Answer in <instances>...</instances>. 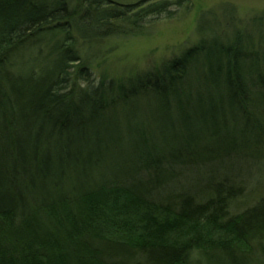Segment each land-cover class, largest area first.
Masks as SVG:
<instances>
[{"label":"trees","instance_id":"1","mask_svg":"<svg viewBox=\"0 0 264 264\" xmlns=\"http://www.w3.org/2000/svg\"><path fill=\"white\" fill-rule=\"evenodd\" d=\"M188 2L0 0V264H264V197L232 212L243 187L228 180L200 199L163 196L169 170L230 157L239 137L227 135L220 156L199 155L196 145L218 135H152L137 116L143 103L173 102L185 125V94L206 87L215 99L193 122L225 112L219 99L264 134V68H245L264 67L252 43L238 35L211 48L202 38L122 81L97 80L83 64L79 42L142 35ZM28 48L35 59L19 69L14 57Z\"/></svg>","mask_w":264,"mask_h":264},{"label":"rangeland","instance_id":"2","mask_svg":"<svg viewBox=\"0 0 264 264\" xmlns=\"http://www.w3.org/2000/svg\"><path fill=\"white\" fill-rule=\"evenodd\" d=\"M177 13L172 19L150 23L142 35L115 36L94 44L79 42V49L84 52L83 64L89 66L97 80L103 77L122 81L153 71L164 62L178 58L202 38L208 39L209 47L215 48L216 45L232 43L238 35L243 44L252 43L253 51H260L259 57L264 59V0H189L177 9ZM36 54L37 49L34 48L20 51L14 57L16 66L27 69ZM246 65V69L258 72L264 68L261 61ZM210 94L214 93L206 87H196L190 94H185L190 95L189 108H193L189 114L191 121H187L186 127L182 113H178V106L173 102L167 111H163L159 104L143 103L138 107L137 116L147 122L154 132L152 135H174L178 138L179 135H218L213 144L204 146L199 142L196 145L199 155L205 148L206 153L220 156L228 148L227 141L231 138L227 135L239 137L237 152L230 157L169 170L175 176L163 196L186 193L200 199L213 185L228 180L243 187V195L231 206L232 212L242 211L264 197V136L260 138L264 134L254 131L257 129L252 120H234L225 115L228 107L219 99L215 100V107L225 112L216 118L207 116L204 123L197 125L192 120L193 113L207 112L211 107L207 100ZM182 101L181 105L186 110V99Z\"/></svg>","mask_w":264,"mask_h":264},{"label":"bare ground","instance_id":"3","mask_svg":"<svg viewBox=\"0 0 264 264\" xmlns=\"http://www.w3.org/2000/svg\"><path fill=\"white\" fill-rule=\"evenodd\" d=\"M258 53H260V51H258Z\"/></svg>","mask_w":264,"mask_h":264}]
</instances>
